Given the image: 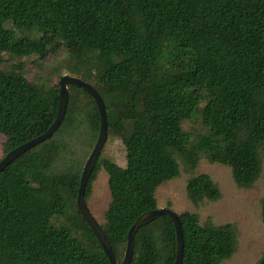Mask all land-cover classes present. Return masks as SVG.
<instances>
[{
	"label": "trees",
	"instance_id": "obj_1",
	"mask_svg": "<svg viewBox=\"0 0 264 264\" xmlns=\"http://www.w3.org/2000/svg\"><path fill=\"white\" fill-rule=\"evenodd\" d=\"M70 41L82 47L74 74L99 90L109 132L126 146V164L109 171L113 201L102 224L119 261L132 224L158 207V187L180 175V159L190 169L202 156L226 165L243 188L259 179L264 0H0V62L7 50L43 59ZM18 67H0L5 154L59 110L60 81L31 80ZM69 90L56 133L0 173V264H112L77 206L84 161L76 144L94 146L100 112L85 88ZM197 116L206 131L194 139L184 122ZM100 169L97 160L87 199ZM187 194L195 204L222 196L206 172L190 176ZM180 218L182 264H220L235 253V223H202L189 210ZM176 248L174 221L162 214L136 232L131 264H175Z\"/></svg>",
	"mask_w": 264,
	"mask_h": 264
},
{
	"label": "rangeland",
	"instance_id": "obj_2",
	"mask_svg": "<svg viewBox=\"0 0 264 264\" xmlns=\"http://www.w3.org/2000/svg\"><path fill=\"white\" fill-rule=\"evenodd\" d=\"M37 34L32 33L35 37ZM77 42L62 43L60 48L39 56H18L4 52L0 67L22 66V70L31 80H45L49 84L59 82L63 75H75L73 70L81 51ZM20 69V68H19ZM70 91V90H69ZM49 124L44 123L31 131L32 136L40 134ZM186 131L196 139L206 131L199 116L184 122ZM6 136L0 132V159L5 155ZM93 148V147H92ZM85 151L79 141L76 144L78 160L84 164L92 150ZM101 169L93 183L92 193L87 202L98 221L105 223L107 209L113 201L109 185V171L114 164H126V146L120 136L109 132L106 143L99 155ZM83 164V166H84ZM180 175L161 184L156 191L158 207L171 208L177 212L189 210L197 213L202 223L212 221L215 224L233 222L239 230L238 246L235 253L220 264H258L264 257V221L262 219V199L264 198V158L263 170L256 183L250 188L237 185L232 169L221 163H214L202 156L197 166L190 169L180 159ZM206 172L219 184L222 196L216 200L205 199L199 204L193 203L187 194V182L191 175ZM78 206V205H77ZM65 221V218H62Z\"/></svg>",
	"mask_w": 264,
	"mask_h": 264
},
{
	"label": "water",
	"instance_id": "obj_3",
	"mask_svg": "<svg viewBox=\"0 0 264 264\" xmlns=\"http://www.w3.org/2000/svg\"><path fill=\"white\" fill-rule=\"evenodd\" d=\"M69 84H77L81 87L85 88L92 95L96 104L98 106L100 112V128L97 140L83 166L81 178H80V186L78 189L77 195V205L79 210L81 211L83 217L88 222L89 226L95 232L100 244L102 245L104 251L109 257L112 264H131L134 255V243H135V234L136 232L144 225L150 223L155 220L157 217L162 214H167L172 218L176 228L177 235V248H176V261L175 264L183 263L184 256V234L182 228V221L180 218V213L167 207H157L154 209L147 210L143 212L136 221L132 224L131 228L128 232V241L126 250L124 253V257L121 261L116 258L113 247L110 243V240L102 226V224L98 221L96 216L93 214L92 210L89 207L86 198V185L91 176L93 168L99 158V155L106 143L109 134V126L107 119V109L105 101L100 94L99 90L94 87L92 83L87 81L86 79L76 76V75H63L60 79V90H59V110L56 118L50 123L48 128L41 132L38 135L31 137L29 140L19 144L14 147L10 151H8L1 159H0V173L3 171L6 166H8L15 158H17L22 153L28 151L29 149L35 147L37 144L51 138L56 131L62 125L64 120L68 100H69ZM258 264H264V257Z\"/></svg>",
	"mask_w": 264,
	"mask_h": 264
}]
</instances>
